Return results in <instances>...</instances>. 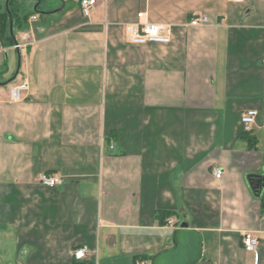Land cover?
Segmentation results:
<instances>
[{"label":"crops","instance_id":"obj_1","mask_svg":"<svg viewBox=\"0 0 264 264\" xmlns=\"http://www.w3.org/2000/svg\"><path fill=\"white\" fill-rule=\"evenodd\" d=\"M64 1L19 0L27 48L0 37V264H152L183 221L198 264H264V0ZM136 22L171 42L132 43Z\"/></svg>","mask_w":264,"mask_h":264},{"label":"built area","instance_id":"obj_2","mask_svg":"<svg viewBox=\"0 0 264 264\" xmlns=\"http://www.w3.org/2000/svg\"><path fill=\"white\" fill-rule=\"evenodd\" d=\"M108 0H80V5L82 7L83 12L88 15L90 10L95 7L98 3H105ZM242 1V0H235ZM144 15L143 12L138 14L139 17ZM37 18L36 15L33 16ZM207 16L203 15L201 17H196L191 20V25H200L206 22ZM172 30L173 27L171 24L165 23H154V22H145V23H131L127 25V31L130 35V40L134 44H149V43H170L172 40ZM29 43H18L16 47L19 48H27ZM28 86L27 81H23L22 83L15 85L11 89V97L13 100H22L23 95L22 92ZM258 111L256 109H250L243 113L241 121L244 125L245 130L251 131L253 125L257 121ZM214 174L216 177L221 178L223 174V170L221 168H215ZM39 182L42 185L48 187H56L60 182H62V177L52 173H42L39 177ZM174 223L173 220H169V224L172 225ZM244 246L247 252H257L258 246L260 243L259 238L252 232L245 233L243 237ZM90 248L88 246H82L77 248L74 252V256L76 259H83ZM137 264H146L144 260H138Z\"/></svg>","mask_w":264,"mask_h":264},{"label":"water","instance_id":"obj_3","mask_svg":"<svg viewBox=\"0 0 264 264\" xmlns=\"http://www.w3.org/2000/svg\"><path fill=\"white\" fill-rule=\"evenodd\" d=\"M6 3V8L9 12L10 17V29L15 39L16 44L18 41L14 34V18L9 9V4ZM41 0H38V5ZM63 4L56 8L54 11L61 10L65 1L62 0ZM38 5L35 9H38ZM18 51H20V48ZM21 64V56H19V67ZM251 185L255 193L260 194L264 189V174H250ZM203 254V236L196 229H192L187 221L180 223L179 227L173 233V247L165 249L156 254L152 259V264H198Z\"/></svg>","mask_w":264,"mask_h":264},{"label":"trees","instance_id":"obj_4","mask_svg":"<svg viewBox=\"0 0 264 264\" xmlns=\"http://www.w3.org/2000/svg\"><path fill=\"white\" fill-rule=\"evenodd\" d=\"M7 1L4 5H0V37L5 45L16 44L15 39L10 29V17L8 9L6 8ZM9 9L14 18V30L17 27L26 28L28 25V18L33 11L28 10L24 5L19 3V0H9ZM37 12V9L34 11Z\"/></svg>","mask_w":264,"mask_h":264},{"label":"rangeland","instance_id":"obj_5","mask_svg":"<svg viewBox=\"0 0 264 264\" xmlns=\"http://www.w3.org/2000/svg\"><path fill=\"white\" fill-rule=\"evenodd\" d=\"M7 1V0H6ZM5 2V1H4ZM4 2H3V5H4ZM58 8V7H57ZM56 9V8H55Z\"/></svg>","mask_w":264,"mask_h":264}]
</instances>
